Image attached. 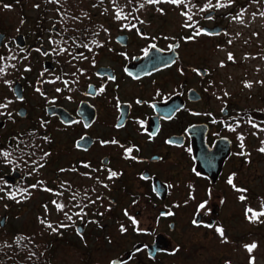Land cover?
I'll list each match as a JSON object with an SVG mask.
<instances>
[{
	"label": "flooded vegetation",
	"instance_id": "1",
	"mask_svg": "<svg viewBox=\"0 0 264 264\" xmlns=\"http://www.w3.org/2000/svg\"><path fill=\"white\" fill-rule=\"evenodd\" d=\"M32 3L38 7L33 0H0V103L7 104L0 108V151L11 153L7 159L0 155V203L7 201V210L15 200L8 193L25 196L27 175L42 182L39 186L48 184L41 170L49 163L51 190L65 196L67 201L59 203L70 209L72 223L65 225L81 227L82 234L86 226L73 216L74 209L101 220L107 207L123 204L118 196L130 197L122 216L134 237L145 233L140 231L143 213L168 223L170 230L178 211L190 213L194 227L213 229L229 195L239 193L247 201L246 172L264 158L259 151L264 147V32L223 26L220 33L209 34L205 27L216 14L207 19V11L197 28L186 30L193 32L190 36L219 39L252 32L249 43L241 46L248 51L241 60L236 54L230 60L217 54L227 45L199 44L193 45L200 48L197 54L189 55L193 51L184 52L183 44L169 45L152 32H92L78 11L66 26L72 12L60 9L55 0H43L42 12L29 18L25 11ZM50 11L59 20L48 27ZM11 12L20 16L22 27L9 28L6 16ZM174 47L178 54L173 63L150 65L151 52L168 55ZM234 65H243L244 71L234 78L221 75ZM33 111L36 119L31 120ZM128 148L132 152L126 157ZM109 170L117 176L109 179ZM15 172L19 176L11 178ZM93 195L98 202L93 203ZM1 217L7 219L5 213ZM159 235L169 246L166 230L153 232L120 264L142 250L151 261L148 245Z\"/></svg>",
	"mask_w": 264,
	"mask_h": 264
},
{
	"label": "rangeland",
	"instance_id": "2",
	"mask_svg": "<svg viewBox=\"0 0 264 264\" xmlns=\"http://www.w3.org/2000/svg\"><path fill=\"white\" fill-rule=\"evenodd\" d=\"M33 1L38 7H35L33 3L26 7L25 12L29 18H37L42 12L43 0ZM189 1L188 5H193L195 9L191 20L183 11L185 4L180 7L168 2L147 4L145 0H140V5L143 4L144 7L135 13L133 17L135 23L130 24L128 20L130 0H115V3L113 0H103L101 4L97 0H76L80 21H89L92 32H152L160 35L169 45L173 46L177 42L183 44L184 52L185 50L193 51L189 55L197 54L200 48L195 50L193 45L199 44L227 45L228 47H222L223 49L219 48L217 54L223 57L236 54L238 60H241V55L248 51L241 46L249 43L252 32H231L219 39L190 36L191 33L194 35L193 32L186 30L197 28L199 20L203 19V14L209 10L217 12L215 18L210 21L211 26H231L236 29L264 32V16L260 15L264 13V0H255V2L254 0H232L226 7H209L208 9H205L206 4L211 3L214 6L218 0ZM219 2L227 4L228 0H219ZM117 11H121L122 14L119 20L116 19ZM242 11L243 22L233 19ZM48 14L46 22L47 26L51 27L58 22L59 17L55 12L50 11ZM6 19L9 21V28L22 27L19 24L20 16L16 13L11 12ZM243 71V65H234L220 73L224 77L234 78L233 76L236 77ZM29 92L30 97L34 96L33 88H30ZM31 117V120L36 119L35 111ZM52 168V164L49 163L41 170L45 182L48 183L45 187L39 186L36 179L27 175L25 182L29 184L26 188L27 192L24 193L25 196L16 198L9 210L6 209L7 201L0 203V218L4 213L7 216L5 226H0V246L9 245L13 235L21 232L31 235L34 241L40 240L46 243L47 240H52L50 243L52 264H112L114 258H125L137 242L146 243L151 240L153 232L166 230L170 234L168 250L158 256L155 262L148 260L145 251L142 250L134 253L129 261L122 264H250V261L254 264H264V218H262L263 222L258 223L248 219L249 213L246 216L247 209H252L253 212L264 211V158H258L246 172L248 202L240 199L242 194L229 195L220 216L221 221L213 229L202 230V228L194 227L193 223L189 222L191 214L178 211L174 214L175 228L170 230L168 223L160 224L156 218L152 219L149 213H143L140 218V224H142L140 231L145 233L138 237L128 233V224L123 221L122 207L127 206L129 195L121 198L118 196L123 204H119L118 209L113 210L107 207V211L103 212L105 218L101 220L95 221L89 218L90 214H82L79 208H75L73 216L77 218L76 220L83 221L86 226L83 235L76 233L75 225L62 227L63 222L72 223V220L67 219L65 215L67 213L69 216L70 209L66 205L63 211H58L53 201L59 203L61 200L67 201V198L62 195L56 196L53 191L43 190L51 189ZM28 171L26 169V172ZM32 185L37 187H30ZM92 198L93 203L99 200L96 195ZM106 205H110L108 195ZM77 213L80 215L78 216ZM42 220L44 223H41ZM47 224H51L52 228L47 227ZM122 226L125 231H121ZM217 228L224 230L223 237L216 231ZM253 243L257 247L249 253L245 246Z\"/></svg>",
	"mask_w": 264,
	"mask_h": 264
},
{
	"label": "trees",
	"instance_id": "3",
	"mask_svg": "<svg viewBox=\"0 0 264 264\" xmlns=\"http://www.w3.org/2000/svg\"><path fill=\"white\" fill-rule=\"evenodd\" d=\"M98 2L102 3L103 0H97ZM140 0H131L129 7V21L132 22L135 13L139 11L140 7ZM187 3H180L176 4L178 6H182L185 4V13L192 17V14L195 12L193 5H188ZM60 9L65 8L66 13H71L72 16L67 20L66 26L68 22L72 19L73 16L79 13L77 2L76 0H59L58 2ZM159 4V3H157ZM209 4L205 5V9L209 8ZM140 18V17H139ZM139 20V19H137ZM86 27V26H85ZM263 209V208H261ZM264 212V211H257ZM252 213L250 212V215ZM262 218L264 216H260L258 220L252 222H263ZM18 238H22L19 239ZM52 240L44 242L34 241L33 237L29 234L16 232L11 240L9 245H2L0 246V264H52L50 253L51 251V243Z\"/></svg>",
	"mask_w": 264,
	"mask_h": 264
},
{
	"label": "snow or ice",
	"instance_id": "4",
	"mask_svg": "<svg viewBox=\"0 0 264 264\" xmlns=\"http://www.w3.org/2000/svg\"><path fill=\"white\" fill-rule=\"evenodd\" d=\"M55 2L58 3L59 0H55ZM113 2L115 3V0H113ZM130 2H131V0H130ZM145 2H146L147 4H157V3H161V2H168V3H172V4H180V3H184V0H145ZM231 2H232V0H228V3H227V4H224V3H220L219 0H218V2H217L216 5L213 6V5H211V3H209L208 7H226V6H228V4H230ZM254 2H255V0H254ZM5 7H9V6H8V5H5ZM140 7L142 8V7H144V5L141 4ZM200 10H201V11H204L205 9H200ZM182 14H184V13H182ZM253 15H255V14H253ZM260 15H261V16H264V13H260ZM242 17H243V11H242L238 16L233 17V19L238 20V21H240V22H243ZM121 18H122L121 11H117V13H116V19L119 20V19H121ZM188 19L191 20L192 17H191V16H188ZM207 19H212V17H211V16H208ZM186 26H191V25H186ZM124 27H128V25H124ZM132 27H135V25H132ZM199 34H201L200 31H198V32L196 33V35H199ZM209 34H211V33H209ZM93 43H95V41H93ZM83 46L86 47V48L88 47L87 44H85V45H83ZM153 47H154V46H153ZM60 51H61V52H65V51H67V49H61ZM89 51H91V48H89ZM81 55H82V54H81ZM145 55H147V52L145 53ZM13 58H14V57H13ZM74 58H75V57H74ZM3 59H4L3 57H0V60H3ZM229 59H230V60L232 59V55H231V54H229ZM26 70H27V69H26ZM3 73H4V68H3V67H0V74H3ZM129 75H131V73H129ZM58 79H59V78H58ZM110 79H114V77H110ZM65 83H67V82H65ZM245 86H246V87H251L250 84H246ZM37 91H39V89H37ZM57 91L59 92L60 89H57ZM100 91L102 92V91H103V88H101ZM225 95H227V93H225ZM9 103H10V102H9ZM6 107H7V104L0 103V108H6ZM0 115H3V113H0ZM9 115H11V114L9 113ZM119 126H120V125H118V127H119ZM236 126L239 127V124H237ZM252 126H253V127H257V125H255V124H253ZM230 130H231V131H235L236 129H235L234 127H230ZM261 130H264V129H261ZM238 139H240V141H241L240 147L243 149V147H244V144H243V136L238 137ZM102 143H106V142H102ZM112 143H117V142H116V141H112ZM169 143H171V141H169ZM262 143H264V141H262ZM77 146L79 147V144H78ZM259 151H260V152H264V147H261V148L259 149ZM131 152H132V149H131V148L126 149V150H125L126 157L130 156ZM0 155H2L4 158L7 159V158L11 155V153H9V152H4V151H0ZM47 155H48V154L45 153V156H47ZM39 166H40V167H43V164H40ZM85 167H87V165H85ZM115 176H117V173L114 172V171L109 170V177H108V178L111 179V178H113V177H115ZM40 183H42V182L38 181V184H40ZM228 183H229L230 185L233 184V181H232L231 178H229ZM233 186H234V185H233ZM30 187L35 188V187H37V185H32V186H30ZM105 187H107V185H105ZM234 187H235V186H234ZM43 190H45V191H52L51 189H43ZM0 191H3V188H0ZM237 191H245V190H243V189H237ZM24 192H27V189H25ZM56 194H57V195H60V193H56ZM7 195H8V198H9V199H16V195H17V194H16L15 192H10V193H8ZM240 199H241V200H244L245 197H244V196H241ZM17 202H19V201H17ZM53 204L56 206V208H57L58 211H63V209H64V207H65L64 204H62V203H57L56 201H53ZM86 206H87V205H85V207H86ZM200 207L203 208L204 205L202 204V205H200ZM81 211H82V210H81ZM249 212L252 213L250 216H248V219H249L250 221H256V220L259 219L260 216H264V212H259V213H257V212H253L252 209H247V210H246V216H247V214H248ZM168 214L171 215L172 213H168ZM65 215H66L67 219H69V220L72 219V217H71V216H68L67 213H65ZM77 215L79 216L80 213H77ZM125 215H127V212L125 213ZM81 218H82V217H81ZM132 222H133V224H136V223H137V222L135 221V219H133ZM41 223H44V221L42 220ZM193 224H196V221H195V220L193 221ZM46 226L49 227V228H52V225H51V224H47ZM61 226L64 227V226H66V225H61ZM53 231H55V229H53ZM121 231H125V229L123 228V226L121 227ZM216 231L219 233V235H220L221 237L224 236V230H223L222 228H217ZM19 239H22V238H18V241H19ZM245 247H246L247 251H248L249 253H251V252L257 247V245H256L255 243H253V244H251V245H246ZM114 264H115V262H114ZM250 264H254V262H253V261H250Z\"/></svg>",
	"mask_w": 264,
	"mask_h": 264
},
{
	"label": "water",
	"instance_id": "5",
	"mask_svg": "<svg viewBox=\"0 0 264 264\" xmlns=\"http://www.w3.org/2000/svg\"><path fill=\"white\" fill-rule=\"evenodd\" d=\"M215 13V11H210L209 13H207L205 15V18H207L208 16H213ZM205 29H207L209 32L208 33H211V34H214V33H220V31L223 29L222 27L220 26H216V27H205ZM177 47V44L176 46ZM175 47L172 49L173 51H171L168 55H165L162 53H158V50H155V52H151L150 55L153 56L151 59H150V65L153 66V67H158L160 65H166V64H171L173 63L175 60H176V57H177V52L175 51ZM149 61V58L146 59V62ZM199 152V151H198ZM197 157L196 159H198L197 161H199L200 163V166L201 168L204 170V171H207V166L204 164V162L202 161L201 157L199 154H197ZM210 165H208L209 167ZM14 175L15 176H19V173L18 172H15L11 178H14ZM4 222H5V218L3 217L2 218V221H1V224L4 225ZM78 231L79 232H82V228L81 227H78ZM167 245V241H166V238H164L162 235H159L156 239V241L149 245L148 247V252H149V255L152 257V258H155L156 257V254L159 252V251H162L163 248ZM141 246H137L135 248L134 251H137ZM115 262V264H119L121 262L120 259H115L113 261V263Z\"/></svg>",
	"mask_w": 264,
	"mask_h": 264
}]
</instances>
